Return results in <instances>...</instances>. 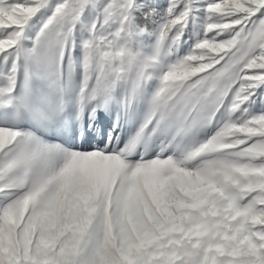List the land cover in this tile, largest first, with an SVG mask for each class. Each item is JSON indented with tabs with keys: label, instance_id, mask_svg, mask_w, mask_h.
<instances>
[{
	"label": "snow or ice",
	"instance_id": "snow-or-ice-1",
	"mask_svg": "<svg viewBox=\"0 0 264 264\" xmlns=\"http://www.w3.org/2000/svg\"><path fill=\"white\" fill-rule=\"evenodd\" d=\"M0 264H264V0H0Z\"/></svg>",
	"mask_w": 264,
	"mask_h": 264
},
{
	"label": "trees",
	"instance_id": "trees-1",
	"mask_svg": "<svg viewBox=\"0 0 264 264\" xmlns=\"http://www.w3.org/2000/svg\"><path fill=\"white\" fill-rule=\"evenodd\" d=\"M161 2H164V1L161 0Z\"/></svg>",
	"mask_w": 264,
	"mask_h": 264
},
{
	"label": "rangeland",
	"instance_id": "rangeland-1",
	"mask_svg": "<svg viewBox=\"0 0 264 264\" xmlns=\"http://www.w3.org/2000/svg\"><path fill=\"white\" fill-rule=\"evenodd\" d=\"M162 1H164V0H162Z\"/></svg>",
	"mask_w": 264,
	"mask_h": 264
}]
</instances>
